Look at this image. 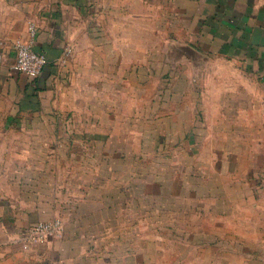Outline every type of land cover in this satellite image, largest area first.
I'll return each instance as SVG.
<instances>
[{
    "label": "rangeland",
    "instance_id": "374dc122",
    "mask_svg": "<svg viewBox=\"0 0 264 264\" xmlns=\"http://www.w3.org/2000/svg\"><path fill=\"white\" fill-rule=\"evenodd\" d=\"M220 2L167 0L136 14L132 30L120 31L128 40L118 47V77L102 79L100 98L112 109L102 141L82 139L72 158L34 162L53 170L46 178L80 184L69 191L82 199L72 225L70 215L52 220L61 221L56 235L68 222L82 232L74 244L85 258L264 264V73L253 59L258 47L229 44H238L239 19ZM259 17L264 23V8ZM85 71L76 69L69 87L82 85ZM96 79L83 83L88 102L99 97ZM86 195L94 206H83Z\"/></svg>",
    "mask_w": 264,
    "mask_h": 264
},
{
    "label": "crops",
    "instance_id": "0c3cea01",
    "mask_svg": "<svg viewBox=\"0 0 264 264\" xmlns=\"http://www.w3.org/2000/svg\"><path fill=\"white\" fill-rule=\"evenodd\" d=\"M208 1L216 7L221 4V0ZM223 1L225 11L239 19L238 44H229L238 51H242L238 46L258 47L253 59L264 73V23L259 17L264 0ZM152 3L166 7L167 0H0V264H100L93 251V256L85 258L87 250L74 244L82 232L70 225L75 221L74 205H81L82 199H74L76 194L69 191L80 184L62 175L57 176L59 181L54 174L46 178L44 174L53 170L34 162L56 155L72 158L74 143L102 139L103 128L112 119L106 118L112 109L100 98L102 79L118 77V47L128 40L123 38L124 31L132 30L136 14L150 15ZM249 9L255 16L246 17ZM32 26L36 28L34 47L48 58L36 77L15 67V42L29 39ZM80 68L84 72L87 68L90 75L83 73L82 85L69 87ZM92 77L99 80L93 85L99 97L88 102L83 83L88 85ZM77 110L90 117H77ZM57 112L68 116L56 118ZM59 124L62 130H57ZM81 186L95 187V183ZM83 202V206H94L88 195ZM66 215L71 216L70 225L59 235L29 239L32 224L58 216L67 220Z\"/></svg>",
    "mask_w": 264,
    "mask_h": 264
},
{
    "label": "built area",
    "instance_id": "2783aa9c",
    "mask_svg": "<svg viewBox=\"0 0 264 264\" xmlns=\"http://www.w3.org/2000/svg\"><path fill=\"white\" fill-rule=\"evenodd\" d=\"M36 28L30 29V38H19L15 42L16 62L15 67L31 77L38 76L48 63V58L43 52H39L34 47V36ZM61 231V221L55 219L52 221H39L32 224L29 229V239L32 241L44 240L55 236Z\"/></svg>",
    "mask_w": 264,
    "mask_h": 264
}]
</instances>
